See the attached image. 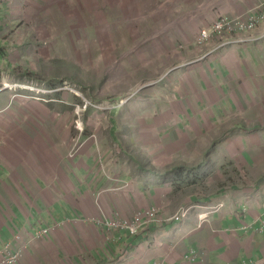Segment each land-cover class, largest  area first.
<instances>
[{
	"label": "crops",
	"instance_id": "obj_1",
	"mask_svg": "<svg viewBox=\"0 0 264 264\" xmlns=\"http://www.w3.org/2000/svg\"><path fill=\"white\" fill-rule=\"evenodd\" d=\"M260 1L210 4L181 26L179 16L164 23L158 0H139L156 9L128 12L124 55L144 50L139 82L156 81L108 114L86 115L100 123L85 130L67 96L56 110L19 95L30 85L19 72L42 67L22 46L31 0H0V258L8 250L14 264H264V37L197 45L219 15ZM184 208L181 221L135 236L106 224Z\"/></svg>",
	"mask_w": 264,
	"mask_h": 264
},
{
	"label": "rangeland",
	"instance_id": "obj_2",
	"mask_svg": "<svg viewBox=\"0 0 264 264\" xmlns=\"http://www.w3.org/2000/svg\"><path fill=\"white\" fill-rule=\"evenodd\" d=\"M77 1L31 0V39L24 41L22 46L29 50V60L42 67L36 71L31 70V73L19 72L20 81L30 83L26 86L28 90L19 89V95L28 92L31 99L52 100L51 105L56 110L64 108L59 101L67 96L75 104L69 106L70 111L79 114L84 112L86 130V127L90 128L88 124L93 123L95 126L100 123L86 120V115L98 112L108 114L111 112L109 109L122 107L123 102H128L129 98L142 96L141 87L146 82L152 84L156 81L157 74L139 82L145 51L137 49L131 53L130 50V54L124 55L125 45L130 48L133 42L130 41L131 25L123 22L131 10L138 9L139 13L143 11L145 15V12H155L156 8L143 2L139 4V0H84L82 5ZM232 2L158 0V11L164 15L165 24L172 17L179 16L182 26L187 23L182 19L194 11L205 13L210 4L213 11L217 9L216 4L224 7ZM256 4L258 2L253 5ZM223 16L233 15H219L204 28L210 27ZM201 31L197 40L199 47L204 44L200 42ZM212 39L218 40L215 36ZM41 54L55 58L51 63L45 64L43 60L38 63V59L34 58ZM147 91L154 93L155 86L144 90V94Z\"/></svg>",
	"mask_w": 264,
	"mask_h": 264
},
{
	"label": "built area",
	"instance_id": "obj_3",
	"mask_svg": "<svg viewBox=\"0 0 264 264\" xmlns=\"http://www.w3.org/2000/svg\"><path fill=\"white\" fill-rule=\"evenodd\" d=\"M261 26H263V30L260 35H257L255 31ZM238 33L246 35L240 39L243 41L264 37V0L236 15L223 16L217 19L210 27L201 31L200 42H207L215 36L218 38L215 47L225 46L236 41L235 35ZM188 210L184 208L173 215L162 214L157 209L145 210L136 213L131 219L108 221L106 224L126 229L131 235L135 236L153 223L163 226L179 222L187 216ZM262 227L264 228V220L262 221ZM1 256L0 264H14L17 259V255L11 254V252H3Z\"/></svg>",
	"mask_w": 264,
	"mask_h": 264
}]
</instances>
